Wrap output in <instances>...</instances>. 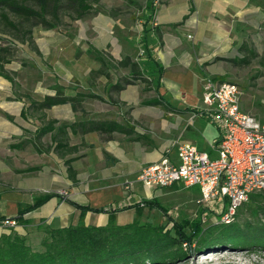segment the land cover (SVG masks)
<instances>
[{"label": "crops", "instance_id": "obj_1", "mask_svg": "<svg viewBox=\"0 0 264 264\" xmlns=\"http://www.w3.org/2000/svg\"><path fill=\"white\" fill-rule=\"evenodd\" d=\"M260 9L264 8L255 6V0H166L155 11L157 27L141 39L142 45L145 42L147 47L142 70L145 74L150 73V77L157 82L154 86H158L162 101L173 100L168 104L182 123L175 129L181 143H190L199 149L195 141L202 136L204 129L195 127L193 123L197 118H203L198 113L202 110L204 85L207 80L223 82L231 78V72H236L239 66H233L226 60L248 59L251 53L255 54V38L259 39L264 34ZM160 70L162 75L159 78ZM139 91L140 88L128 85L121 94V100H95L109 104L117 114L115 118H103L102 115H98L97 119L85 118L88 115L83 106L86 101L77 111H73L69 104L52 107L50 110L56 111L51 115L46 113L50 111L47 110L46 120H57L59 123L104 120L132 128L131 135L113 133L111 138L98 132L84 134L76 130L72 134L68 130L69 147H75L74 152L54 151L49 135L48 145H44L47 153L37 154L30 145L22 150H10L11 144L31 138L40 123L32 115L23 118L19 112L16 117L19 120L15 124H0V216L5 220L16 219L35 199L45 194L55 195L34 211L22 215V222L16 221L17 226L13 228L16 231L14 234L23 237L24 230L49 224H53L54 229L80 223L104 226L108 221L107 214L86 212L81 215L71 202L94 209L117 210L119 208L109 206L123 200L127 184L135 186V201H145L142 198L149 194V190L137 182V176L143 168L159 162L166 151H149L142 142L131 140L137 136L147 138L133 123L147 117L148 111L142 106L143 102L157 97L153 91L155 96L147 99ZM128 108H133L131 122L120 113ZM107 111L101 109L94 113ZM251 113L264 123L263 114L258 111ZM193 115L195 117L191 119ZM218 137L217 131L212 146H215ZM176 152L174 145L169 150V158L173 161H176ZM67 160H70V167L75 172L74 182L67 174ZM34 167L39 169L26 172ZM139 187L143 189L142 193L138 192ZM61 191L67 196H59ZM133 209L124 208L116 212L114 220L123 212L136 213ZM94 216L96 218L91 223L89 219ZM3 228L0 223V236L11 232Z\"/></svg>", "mask_w": 264, "mask_h": 264}, {"label": "rangeland", "instance_id": "obj_2", "mask_svg": "<svg viewBox=\"0 0 264 264\" xmlns=\"http://www.w3.org/2000/svg\"><path fill=\"white\" fill-rule=\"evenodd\" d=\"M26 1L28 5L34 6L31 0ZM165 1L155 2V11ZM146 2L147 0H99L98 4H93L95 12L84 19L71 20L68 16L61 15L60 24L54 29H44L41 26L33 27L32 40L37 51L23 42V32L27 27L15 32L3 22L0 11V46L10 48L13 55L11 63L4 64V69L11 74L16 83V87L13 88L9 82L0 78V124L2 122L15 124L16 120H19L16 118L18 113L28 104L25 96H29L35 101H41L43 97L54 95L57 90H62L66 96H74L79 91L94 93L104 100H121L124 90L119 93L109 90L112 84L129 73V68H119L118 63L129 57L132 62L139 65L141 72L144 73L142 70L144 68L143 61L147 53L143 49L141 39L143 33L145 35L150 31H155L157 27L154 13V18L146 24L145 30L142 32L144 21L149 15L145 8ZM257 5L264 8V0H255V6ZM259 14L261 19H264V9H260ZM7 16L9 21L18 23V19L12 14L8 13ZM255 18H257L256 11ZM261 26L264 28L263 24ZM90 46L105 53L109 64L108 77L94 73L100 65L95 61ZM255 55V58L249 57L248 65L239 66L236 72H231V78L223 82L236 84L240 88L242 112L257 118L255 113L251 112L258 111L264 115V67L260 64L261 58L264 56V34L259 39L255 38ZM146 75L144 73L147 83L137 80L133 81L131 85L134 88H140L139 93L142 97L150 99L155 94L153 91H145V87L154 86L157 82ZM168 101L163 100V103L156 107L142 105L147 108V117L133 123L134 126L138 125L142 133L147 136L148 143L142 144L149 151L164 152L182 142L175 131L182 123L180 124V121L177 120L175 116L177 114ZM83 106L88 111L85 118L94 117L97 119L98 115H102L103 118L117 116L107 103L89 100ZM101 109L108 111L103 114L94 113ZM132 109L128 108L126 112L123 109L120 112L130 122L133 118L130 114ZM55 111L54 109L46 113L51 115ZM193 125L201 126L204 129L202 136L195 139V144L200 150L214 157L215 149L212 146V141L217 135L214 125L205 118H197ZM48 138L46 136L43 139L45 146L48 145ZM147 190H149V194L142 200L155 199L166 209V214H162L157 209H143L139 216L137 212H123L115 220L117 225H125L133 220H139L142 223H150L170 230L175 223H180L183 220L193 221L199 218L204 226L219 222V218L216 219L218 216L216 206L212 205L207 208L198 203L197 187L186 188L182 184H174ZM138 192L142 193L143 189L139 187ZM126 198L127 196L115 205L111 203L109 207L123 209L139 201V198L136 199L138 201L133 199L134 194L130 200L127 201ZM256 207L264 210L263 198L253 202L248 200L237 209L236 215L239 212L240 220L255 221L250 215V210ZM236 215L227 224L233 222ZM95 218V216L91 217L89 221L93 223ZM7 220L16 222L15 219ZM259 220L264 223V215H260ZM16 226L17 223L12 227L4 226L3 229L13 233L16 232L13 230ZM54 227L53 224L41 228L30 227L28 231L24 230L25 236H22L33 249L41 250V242L45 238L46 230ZM173 264H264V252L216 250L201 255L188 253L185 259L175 261Z\"/></svg>", "mask_w": 264, "mask_h": 264}, {"label": "trees", "instance_id": "obj_3", "mask_svg": "<svg viewBox=\"0 0 264 264\" xmlns=\"http://www.w3.org/2000/svg\"><path fill=\"white\" fill-rule=\"evenodd\" d=\"M34 6L28 5L26 0H0L1 19L15 32L25 29L23 32L24 43L37 51L32 40V28L41 26L44 29H54L60 24V16L66 15L71 20H81L95 12L93 4L99 0H31ZM127 1V0H125ZM161 0H148L145 8L149 15L144 21L142 32L146 24L154 18L153 3ZM10 13L18 19L15 24L9 21L7 14ZM25 24V25H24ZM144 35V33H143ZM1 40V38H0ZM143 49L147 47L143 43ZM243 47H241V50ZM94 59L99 63V69L94 73L108 77L109 64L103 51L90 46ZM251 53L250 58H255ZM13 55L8 47L0 46V78L6 80L14 88L16 83L9 72L4 69V64L11 63ZM110 58V57H109ZM250 58L241 60H226L233 66H244L250 63ZM261 66L264 67V56L261 58ZM119 68H129L126 77L119 79L109 88L111 92L119 93L133 81L140 80L147 83L144 73L139 65L133 63L130 58H124L118 63ZM150 77V73H146ZM162 71L158 72L159 78ZM145 91H154L157 97L144 101L145 106H160L163 101L158 93V86H147ZM27 106L22 109L21 116L32 115L40 123L32 137L20 140L11 144L10 150H22L30 145L37 154L47 153L42 139L50 136L51 148L56 152H74L75 147H69L68 130L75 133L81 130L82 133L98 132L111 138L113 133L125 135L132 134V128L114 121H85L73 124L59 123L57 120H46L45 112L54 106L69 104L73 111L81 110L83 102L87 100L104 99L91 92L77 91L74 96H66L62 90H57L54 95H47L41 101H35L29 96ZM147 144L145 136H137L131 139ZM67 174L72 182L75 181V172L70 167V160L66 161ZM39 168H29L26 172L37 171ZM54 194H45L34 200L33 204L22 210L15 219L22 222V215L34 211ZM264 199V194H252L249 202ZM71 204L84 215L86 212L95 214H107L108 221L104 226H85L80 223L67 228H51L45 232V238L41 242L42 249L35 250L27 244L23 237L17 234H2L0 236V264H173L175 261L185 259L188 253L204 254L216 250H241L252 253L264 252V223L259 220L264 215V210L256 207L250 210V215L255 221L248 219L240 220V213L236 219L225 224L203 225L201 219L193 221L183 220L170 230L150 223H142L133 220L125 225H117L114 214L122 211L94 209L89 206H82L71 202ZM134 208L138 216L143 209H157L166 214V209L155 199L145 200L141 203L130 205L127 209ZM126 209V208H125ZM202 213V212H201ZM6 218L0 216V223ZM188 247L187 250L185 247Z\"/></svg>", "mask_w": 264, "mask_h": 264}, {"label": "built area", "instance_id": "obj_4", "mask_svg": "<svg viewBox=\"0 0 264 264\" xmlns=\"http://www.w3.org/2000/svg\"><path fill=\"white\" fill-rule=\"evenodd\" d=\"M241 96L236 84L207 80L198 115L219 133L215 157L193 144L181 143L176 146V161L169 158L166 150L159 162L139 172L137 182L146 189L174 184L197 187L201 206H216L219 222L233 220L250 195L264 194V124L242 112ZM133 189L134 184L124 186L127 201L133 197ZM59 195L67 196L64 191ZM2 225L12 227L16 222L5 220Z\"/></svg>", "mask_w": 264, "mask_h": 264}]
</instances>
